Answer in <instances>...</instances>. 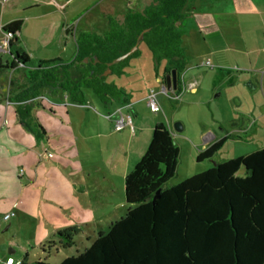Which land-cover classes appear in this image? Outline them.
Here are the masks:
<instances>
[{"label":"rangeland","instance_id":"obj_1","mask_svg":"<svg viewBox=\"0 0 264 264\" xmlns=\"http://www.w3.org/2000/svg\"><path fill=\"white\" fill-rule=\"evenodd\" d=\"M150 2L0 0V28L13 19H20L22 26L17 33L20 50L32 59L68 60L76 53L78 34L82 35V39L102 37L108 33L114 20L121 21L129 11H141ZM223 3L221 6L225 5ZM217 15L218 18L223 16ZM227 16L237 18L245 26L244 29L257 24V18L245 17L243 13ZM185 28L186 32L183 33V28L177 26L181 33L180 45L182 40L194 42L195 53L190 50L191 57L204 53L207 46H204L200 33L194 30L190 22ZM65 29L68 32L65 33ZM233 30V26L227 27L229 46L226 44L221 54L213 58V61H219L221 69L211 67L213 62H208L204 56L202 62L196 60V65L185 69L186 77L202 73H197L201 77H196L199 82L195 94L181 91L177 99H172L170 92L166 94L160 91L159 84L153 79L157 71L159 77H163V66L158 62L163 58H154L155 62L148 60L150 53L143 41L139 42L136 54L127 59L119 73H107L105 76V81L114 84L124 95V103L131 107H122L121 112L131 116L134 127L143 129L140 140L144 136L148 138L147 133L150 139V125L153 124L154 113L141 99L149 87L159 91L158 119L165 124L170 123L171 127L175 123L183 127L181 131L172 129V139L179 153L171 184L206 170L216 162L264 147L263 80L261 89L257 84L256 72L250 70L248 64V57L254 55L244 53L253 47L249 43L247 48H243ZM246 34L249 36L248 32ZM211 37L217 39L214 35ZM3 39L4 35L0 34V43ZM0 56L8 64L12 60L8 53ZM149 76H152V82ZM10 79L19 86L23 80L21 69L8 67L0 72V264H5L7 258L18 262L24 255L28 261L58 263L64 257L82 252L99 231H107L110 223L124 216L128 208L124 201L123 179L118 176L119 168L110 164L111 149L120 134L112 132L115 114L106 119L109 126L112 125L111 130L99 125V136H95L93 130V124L99 123L94 118L92 106L107 116L115 112L121 100L109 98L103 101L85 89V99L81 105H86L87 110L79 115L77 110L74 111L82 123L68 124L70 116H62L61 111L56 110L59 107L52 105L54 100L48 91L41 88L32 98L38 108L31 109L32 121L25 128L17 121L15 105L9 99L13 88L9 84ZM248 82L255 88L248 89ZM215 83L217 85L213 89ZM27 103H31V99ZM52 107L56 115L49 112ZM127 127L121 131H126ZM84 131L92 137L80 139L77 132L84 134ZM201 132L207 143L225 136L211 159L196 160L203 142ZM195 143L200 144L195 146ZM5 212L14 214L4 221L1 216ZM69 226L80 228V232L73 237L74 245L63 248L58 243L57 232Z\"/></svg>","mask_w":264,"mask_h":264},{"label":"trees","instance_id":"obj_2","mask_svg":"<svg viewBox=\"0 0 264 264\" xmlns=\"http://www.w3.org/2000/svg\"><path fill=\"white\" fill-rule=\"evenodd\" d=\"M185 3L151 0L141 11H129L121 21L114 20L102 37L82 39L78 34L76 53L68 60L32 59L17 46L22 20L3 24L2 30L11 34L7 53L12 60L8 64L0 56V72L8 67L22 71L19 86L9 80L17 121L29 127L31 109L38 106L32 98L41 88L62 90L79 104L84 103L85 89L103 101L120 98V90L105 76L119 73L137 48L122 60H112L140 41L155 59H177L181 54L177 26L184 18ZM174 69V92L179 94L182 65L177 63ZM224 138L210 142L196 160L211 159ZM178 153L169 130L162 122L155 123L144 153L124 176L128 204L124 216L110 223L107 231H99L76 255L58 263L28 261L24 255L16 264H264V147L216 162L171 184ZM241 168L243 174L238 175ZM79 232L76 226L59 230V245L71 247Z\"/></svg>","mask_w":264,"mask_h":264},{"label":"crops","instance_id":"obj_3","mask_svg":"<svg viewBox=\"0 0 264 264\" xmlns=\"http://www.w3.org/2000/svg\"><path fill=\"white\" fill-rule=\"evenodd\" d=\"M221 2H224L223 4L225 5L221 6ZM227 8H230V9H227ZM217 10H231V11L218 12ZM233 10H235V12H233ZM239 13H243L245 17L249 16L251 17V19L257 18L256 26L250 25V28L244 29L245 26H243L237 18L227 16V15L238 16ZM183 14H184V18L178 24L181 26V28H183L182 32L183 33L186 32L185 26L188 22H190L191 25H193L194 30H197V32L200 33V35L202 36L201 39L205 43L204 46L205 47L207 46V50L204 53H196L195 55L191 57L189 55V51L192 50V52L195 53L194 42L190 43L188 40H182L181 42L182 51H181L180 56L177 59L158 60V62H160V65L163 66V71H162L163 77L160 78L159 77L160 74L157 71L154 75L153 81L159 84L160 91H161L162 86L165 85L166 74H169L171 70L174 69V67H176L177 63H179L182 65V68L184 67V70L182 69L178 72V79H179V82L182 88L181 91L183 92L189 91V93L195 94L198 90L196 88V84L197 82H199L198 79H196V77L198 76L201 77V75L199 74H202V73L197 72L199 74L196 73V75L193 74V75H189L188 77H186L185 75L187 74V72L184 73L185 69H188L190 66L196 65L195 63L196 60H200V62H202L203 61L202 56L208 58L209 60L208 62H213L214 65L212 64L211 67L217 66L220 68L221 64L219 63V61H217L216 59L213 61V58H216V56H218V53L221 54V51L224 50V48L226 47V44H228L227 46H229V43H228L229 33L227 32V27L229 26L234 27L233 32H235V38H237L240 42H242V44L244 45L243 48H247V46H249L247 44L251 43L250 46L253 47V49L246 50L244 53L254 55L253 57H248V64L250 65V70H254L256 72L255 76L257 78L256 80H257L258 86L261 89H263L261 82L264 77V55L262 54V49L264 48V0H186L185 6L183 9ZM217 14L219 15L222 14L223 15L222 18L221 17L218 18ZM221 19H223V21ZM256 31H257V34H256ZM247 32L249 36L246 34ZM212 35H214V38H217V39L214 40L211 37ZM188 47H190L191 49H188ZM149 53H150V56L148 60L152 59V62L153 61L155 62V59L152 57L150 51ZM259 57L261 58L259 59ZM149 77H150L149 81H151L152 76H149ZM216 85H217L216 83L213 85V89L216 88L215 87ZM174 89L171 88L170 90H172V93L175 94ZM150 90L155 93L157 101H158L159 91L153 89L152 87L148 88L147 93L143 97H141V99H144L146 101V96ZM47 93L54 100V103H52V105L59 107L56 110L57 111L60 110L61 115L62 116L65 115L66 118L70 116L71 120L67 122L68 124L70 123H74V124L80 123L81 124L82 123V120H79L76 117L74 111L77 110L76 113L79 115L81 111L85 112L87 110L86 105L73 103L69 99L67 94L64 93V91L62 90L52 91V92H47ZM176 95L178 96V94ZM120 100H121V103H120L121 105L116 106L115 108L117 109L115 110L113 114H109L110 116H113L114 114L116 116L117 115L116 112L118 110L121 111L122 107L129 108V109L131 108L128 104L124 103L126 100L124 95L120 96L119 101ZM92 107L94 108L92 111L94 118L95 120L97 119V122L99 123V124H96V123L93 124V130H94L95 136H99L100 134L98 132L99 125H102V128L105 127L107 130L108 129L111 130L112 125L109 126L108 121L106 120V119H109L107 118L109 115L106 116L103 113H99L100 111L96 110L95 106H92ZM49 112L52 115L57 114L53 107L49 109ZM82 117H84V114L82 115ZM152 119H153L152 120L153 124L150 125V132H152V128L155 123L162 122L165 125V127L169 130L172 136V129H174V127H171L170 123L166 122L165 124L163 121L159 120L157 112L154 113V115L152 116ZM121 130L115 131L112 128V132L113 131L119 132L120 134L116 137L114 145L111 149L112 153L110 155V158H111L110 164H112L114 168H119L118 170L120 173L118 176L124 179V176L133 167L132 165H134L139 160L141 155L144 153L150 139L147 133L148 138L144 136L142 137V140H140L139 135H141L140 133L143 131V129L140 128L139 126L134 127L131 124V126L127 127L126 131H121ZM43 132L44 134L46 133L44 129H43ZM77 133H78V137L80 139L82 138L83 140H85V138H87L88 140L90 139V137H92V135L90 134L88 135V132L85 133V131H84V134H82L81 132H77ZM200 135L203 138V142L201 143L200 149L203 150L210 142L207 143V139H204L202 132L200 133ZM199 144L200 143H195V146H198ZM189 147L193 148V146L191 145ZM131 153H133L132 158H131ZM237 174L242 175L243 169L242 168L239 169Z\"/></svg>","mask_w":264,"mask_h":264},{"label":"built area","instance_id":"obj_4","mask_svg":"<svg viewBox=\"0 0 264 264\" xmlns=\"http://www.w3.org/2000/svg\"><path fill=\"white\" fill-rule=\"evenodd\" d=\"M19 32H16V35ZM0 34L4 35V39L3 41L0 43V54L2 53H7L8 52V40L11 37L10 33H6L2 30V26L0 28ZM161 91L165 92L166 94H168V92L171 93L170 97L172 99H177L178 96L174 93H172V90H167L166 86H162ZM146 104L149 108V110L153 113H156L160 110V106L159 103L157 101L156 95L153 91H149L147 96H146ZM116 116L113 119V128L115 131H119L121 130L123 127L125 126H131L132 124V119L131 116L129 114H123L120 110H118L116 112ZM110 117V115L108 116ZM21 171V170H20ZM13 212H5L3 213V215L1 216V219L6 221L8 220L11 216H13ZM17 262H13L11 258H7L5 260V264H16Z\"/></svg>","mask_w":264,"mask_h":264},{"label":"water","instance_id":"obj_5","mask_svg":"<svg viewBox=\"0 0 264 264\" xmlns=\"http://www.w3.org/2000/svg\"><path fill=\"white\" fill-rule=\"evenodd\" d=\"M137 48V46H133L129 51L119 55L118 57H116L115 59L112 60L111 63H115L119 60H122L124 58H126L128 55H130L135 49ZM263 84H264V77H263ZM165 85L167 90H170L171 88L174 89L176 87V77H175V69H172L171 72L169 74H166L165 76ZM247 87L248 89H253L255 88L254 85H252L250 82L247 83ZM174 129L176 131H181L182 130V126L180 123H175L174 124ZM155 198V196H154Z\"/></svg>","mask_w":264,"mask_h":264}]
</instances>
